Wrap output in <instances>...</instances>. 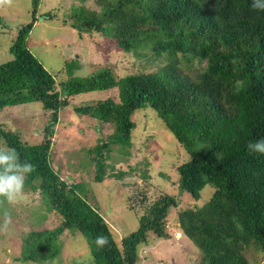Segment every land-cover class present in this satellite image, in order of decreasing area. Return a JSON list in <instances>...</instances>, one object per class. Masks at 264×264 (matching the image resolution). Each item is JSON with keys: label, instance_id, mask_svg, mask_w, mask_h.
I'll return each mask as SVG.
<instances>
[{"label": "trees", "instance_id": "trees-1", "mask_svg": "<svg viewBox=\"0 0 264 264\" xmlns=\"http://www.w3.org/2000/svg\"><path fill=\"white\" fill-rule=\"evenodd\" d=\"M98 12L72 8L66 19L79 32L97 33L123 52L147 49L167 63L153 73L116 78L109 69L87 77H73L77 61L65 66L67 80L59 87L28 50L27 38L37 22L38 0H31V22L11 41V60L0 64V111L40 103L51 123L39 144L29 145L0 126V146L15 148L21 161L35 165L24 188L37 183L49 211L60 224L22 237L16 262L43 264L61 253L60 236L78 232L87 239L93 264H136L137 248L149 234L167 238L169 210L178 207L174 196L156 199L138 217L137 230L118 244L108 223L81 195L79 184L62 180L49 161L52 125L69 100L91 92L117 90L118 101L107 98L82 107L76 114L111 125L106 141L90 151L94 182L103 180L110 146L128 150L138 111L156 115L188 156L178 167L177 185L194 203L209 186L210 200L180 211L176 221L182 235L202 254V264H247L244 247L264 254V155L249 153V141L264 139V11L252 0H95ZM42 18L54 20L52 15ZM65 19L63 18V21ZM64 23V22H63ZM3 19L0 17V25ZM186 64L204 66L186 75ZM113 177V175H110ZM36 189V188H35ZM108 237L97 248L94 238Z\"/></svg>", "mask_w": 264, "mask_h": 264}, {"label": "rangeland", "instance_id": "rangeland-1", "mask_svg": "<svg viewBox=\"0 0 264 264\" xmlns=\"http://www.w3.org/2000/svg\"><path fill=\"white\" fill-rule=\"evenodd\" d=\"M80 6L89 11L99 10L95 0H38L37 22L26 41L28 50L53 75L58 87L67 80L65 66L72 61H77V68L72 70L73 77L83 78L101 69H109L117 79L130 74L153 73L167 63L164 56L155 58L147 49L126 53L109 38L75 30L66 16L70 15L72 8ZM43 14L52 15L54 20L42 18ZM0 17L3 19L0 25L2 64L12 58L8 50L18 29L31 22V0L0 4ZM177 57L180 61V56ZM179 66L184 74L189 75L202 68L204 63L192 60L184 64L180 61ZM107 98L118 101L117 90L80 95L69 100V105L59 111L58 121L51 129V166L68 185H80L81 195L105 219L118 244L121 238L137 230L138 217L156 199L164 195L174 196L178 207L169 210L165 222L168 237L159 239L149 234L146 243L137 248L136 264H202L201 252L182 235L176 217L180 211L193 208L195 204L207 203L213 190L206 186L196 203L187 193H180L176 171L188 156L180 151L176 140L156 115L138 111L132 117L136 128L131 136V148L121 150L110 146L106 151V175L101 182H94L95 164L89 150L106 141L113 128L76 114L74 108ZM51 121L50 113L37 102L0 111V126L18 134L29 145L43 140L44 128ZM2 208L8 209L12 222L7 231H0V264H34L14 260L20 254L22 237L29 232L55 228L61 220L55 212L49 211L37 183H34V189L24 188L16 202L0 205ZM0 223H3L2 219ZM60 243L61 253L54 259L57 264H93L87 239L80 233L65 231L60 236ZM243 249L247 264H264V254L260 250L253 246Z\"/></svg>", "mask_w": 264, "mask_h": 264}, {"label": "clouds", "instance_id": "clouds-1", "mask_svg": "<svg viewBox=\"0 0 264 264\" xmlns=\"http://www.w3.org/2000/svg\"><path fill=\"white\" fill-rule=\"evenodd\" d=\"M11 3V0H0V4ZM251 7L254 10L264 11V0H252ZM249 153L264 155V139L249 141L247 144ZM35 171V165L27 160L21 161L15 148L7 146L5 142L0 146V205L14 203L24 189L26 176ZM0 231H7L12 218L7 208L0 209ZM109 243L108 237L98 234L94 238L97 248H103ZM51 264H57L55 260Z\"/></svg>", "mask_w": 264, "mask_h": 264}]
</instances>
